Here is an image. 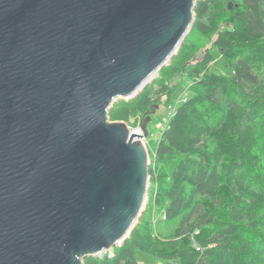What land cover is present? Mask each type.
<instances>
[{
	"label": "water",
	"instance_id": "water-1",
	"mask_svg": "<svg viewBox=\"0 0 264 264\" xmlns=\"http://www.w3.org/2000/svg\"><path fill=\"white\" fill-rule=\"evenodd\" d=\"M198 1L0 0V264H84L123 244L155 109L142 136L109 111L169 62Z\"/></svg>",
	"mask_w": 264,
	"mask_h": 264
},
{
	"label": "trees",
	"instance_id": "trees-1",
	"mask_svg": "<svg viewBox=\"0 0 264 264\" xmlns=\"http://www.w3.org/2000/svg\"><path fill=\"white\" fill-rule=\"evenodd\" d=\"M194 13L191 34L211 43L209 52L188 70L194 51L184 43L159 70L167 78L181 75L174 88L161 86L166 102L188 83L189 96L177 105L155 151L165 167L155 204L166 220H179L178 227L160 238L138 224L111 257H88L84 264H139L136 250L161 264H264V83L255 69L264 66V0H201ZM212 50L228 74L210 72ZM151 101L144 91L133 104L111 111L113 120H143Z\"/></svg>",
	"mask_w": 264,
	"mask_h": 264
},
{
	"label": "rangeland",
	"instance_id": "rangeland-1",
	"mask_svg": "<svg viewBox=\"0 0 264 264\" xmlns=\"http://www.w3.org/2000/svg\"><path fill=\"white\" fill-rule=\"evenodd\" d=\"M231 11H233V8ZM209 23L211 24L212 20H210ZM184 39L185 40H183L180 47L183 46L184 43H187L188 49L191 48L194 51V53L191 56L190 61L186 64L185 68H187L188 70L194 71L196 63L202 61L205 58V53L209 52L211 43L209 42L205 43L203 37L201 38L197 35L191 34V29ZM179 49L177 50V52L179 51ZM177 52L172 56V58L169 60L168 63H170V61L177 54ZM210 53L213 55V60L208 65L210 72L228 74L229 70L225 67L226 62L223 59V57L213 50L210 51ZM255 69L257 71L260 81L264 83V66L261 64H256ZM182 71L184 70L182 69ZM180 77L181 75L179 74V75H175L170 78H167L165 76L159 75V71H158L155 76H153L150 80H148V82L138 92L136 96L131 97L129 99L115 100V102L113 103L109 111V120L116 121V120H113L114 118L112 116L111 111H114L115 109H119V108L124 109L126 106L133 104L137 100L140 93L147 91V90L150 92L152 106L150 107L148 112H151V108H154L155 113L154 115H152L151 117L152 120L147 125L148 135L146 138L148 142L146 145V149H147L148 159H149L148 168L149 169L151 168L154 181L153 183H150V180H149V187L151 189V192L149 196H147V199L144 203V207L141 212V215L133 228H135V226L138 224H141L144 226L147 225L151 230H153L154 234H156L158 237L159 236L167 237L170 234L174 233L175 229L178 227V224H179V220L163 219L162 214L164 213V210L158 208V206L155 204V193L158 187L157 178L160 172L159 170H162L165 168L164 166L159 165L157 163L155 151H156V147H157L158 141L161 136V131L166 126V123L170 116L172 108L175 105H179L181 101L183 100V98L189 96V92H186L188 83L184 81L180 85V87L174 92V94L170 97V101L166 102L167 97L165 98V95H161V91H160L161 86L167 85L170 89H172L174 88L175 84L179 81ZM223 98H226V96H223ZM156 105L157 107H154ZM104 255L111 257L113 255V249L107 251L103 255L96 256V257H103ZM135 258L139 264H161L162 263V261L158 257L141 252L139 250L135 251Z\"/></svg>",
	"mask_w": 264,
	"mask_h": 264
},
{
	"label": "built area",
	"instance_id": "built-area-1",
	"mask_svg": "<svg viewBox=\"0 0 264 264\" xmlns=\"http://www.w3.org/2000/svg\"><path fill=\"white\" fill-rule=\"evenodd\" d=\"M176 107H177V105H175V106L172 108V111H171V113H170V116H169V118H168V120H167L166 125L168 124L169 119L174 115L175 110H176ZM134 121H136V125H135V126H133V122H134ZM141 122H142V120H141L140 118L136 117V118L131 119L129 122H125V123L128 125V128H129V130H130L132 133H134V134H136V135H138V136H142V130H141V128H140ZM140 141L142 142V144H143L144 147L146 148V145H147V142H148L147 138H143V137H142V138L140 139ZM146 150H147V149H146ZM146 199H147V198H146ZM162 216H163V219H166L164 213L162 214ZM190 239H191V241H192V247L194 248V250H195L197 253L202 254V252H203V248H202V247H201V246L195 241L193 234L190 235Z\"/></svg>",
	"mask_w": 264,
	"mask_h": 264
},
{
	"label": "crops",
	"instance_id": "crops-1",
	"mask_svg": "<svg viewBox=\"0 0 264 264\" xmlns=\"http://www.w3.org/2000/svg\"><path fill=\"white\" fill-rule=\"evenodd\" d=\"M160 237V236H159ZM160 238H165V237H160Z\"/></svg>",
	"mask_w": 264,
	"mask_h": 264
},
{
	"label": "bare ground",
	"instance_id": "bare-ground-1",
	"mask_svg": "<svg viewBox=\"0 0 264 264\" xmlns=\"http://www.w3.org/2000/svg\"><path fill=\"white\" fill-rule=\"evenodd\" d=\"M150 79H151V78H150ZM150 79H149V80H150Z\"/></svg>",
	"mask_w": 264,
	"mask_h": 264
}]
</instances>
